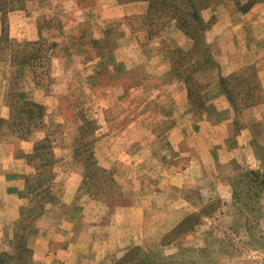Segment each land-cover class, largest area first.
I'll list each match as a JSON object with an SVG mask.
<instances>
[{
	"label": "rangeland",
	"instance_id": "374dc122",
	"mask_svg": "<svg viewBox=\"0 0 264 264\" xmlns=\"http://www.w3.org/2000/svg\"><path fill=\"white\" fill-rule=\"evenodd\" d=\"M68 1L3 0L6 9L3 19L0 14V36L5 34L12 46V59H0V73L6 85L4 104L9 114L3 121H10L12 127H0L3 131L0 148L14 146L25 168L19 181L21 193L14 206L18 209L15 221L10 222L14 213L3 208L9 206L8 202L0 200V215L5 214L4 218L0 216V264H47L46 259L55 251L54 255L58 256L55 264L59 260L65 263L68 259L65 250L71 241L85 245V227L69 240V226L83 223L82 212L87 204L91 207L94 202L110 205L115 202L118 187L113 175L118 173V168H108L105 150L112 139L111 133L128 128L135 110L148 96L144 91H129L135 81L132 71L128 75L118 71L143 64L148 73H155L151 68L156 66L152 61V43L159 41L162 53L172 47L179 48V31L174 24L163 25L154 18H146V6L143 16H125L105 24V28H111L104 43L107 49L103 59L97 57L90 41H99L95 40L99 34L94 23L99 17L98 1L79 2L80 7L93 6L94 13L87 15L78 32L63 26L69 20V13L78 19V11H68ZM113 1L126 7H121L124 14L139 12L142 7L136 3L145 4ZM207 1L199 15L209 25L204 41L214 62V44L206 42V33L214 25L217 30L227 26L236 7L232 0ZM243 11H237L243 18L235 19L243 26L240 35L246 47L241 59L235 62L240 68L225 85L234 99L235 108L230 107L236 117L255 109L263 100L256 68L247 64L255 58L246 61L242 57H248L246 53L250 50L259 55L264 51V0ZM18 25L25 27L19 29L23 40L10 36L12 28ZM28 31L34 36L26 41ZM142 38V53L138 56L134 42ZM229 45L230 38L226 35L221 46ZM177 58L178 63L185 61L183 55ZM102 64L110 67L98 76L97 69ZM209 67L215 79L216 70L213 65ZM212 82L211 78L208 86ZM159 93L160 102L169 106L173 90ZM31 105L42 108V118L39 119ZM150 111L157 114L159 107L153 106ZM153 122L158 123L154 127L156 131L165 128L164 121L156 120L151 124L139 120L135 127L151 130ZM20 142L30 143L26 157H20ZM237 169L236 175L224 179L230 194L227 200L209 203L200 215L188 218L162 241L163 244L176 241L172 256H165L156 245L138 246L117 254L109 264H264V168ZM41 185L43 193L38 195L37 187ZM79 264H85V259Z\"/></svg>",
	"mask_w": 264,
	"mask_h": 264
},
{
	"label": "crops",
	"instance_id": "0c3cea01",
	"mask_svg": "<svg viewBox=\"0 0 264 264\" xmlns=\"http://www.w3.org/2000/svg\"><path fill=\"white\" fill-rule=\"evenodd\" d=\"M81 1L67 2L69 12L78 11V19H74L67 11L69 20L67 24L63 23L65 29L78 32L80 25L86 22L87 15L94 13L93 6L80 7ZM97 1L99 17L94 23L98 26L99 35L95 40H101L103 33L111 32V28H105L110 20L123 19L125 16L140 17L147 8V3H136V6L142 7L139 12L134 10L124 14L121 7H126L116 5L113 0ZM235 18H243L236 9L230 15L227 26L217 30L214 25L206 33V42L214 44L212 55L217 69L212 84L200 92L201 108L189 103L183 71L172 65L173 51L187 53L192 48V41L179 30V48L172 47L162 53L159 51L161 43H152V61L156 66L152 65L151 68L156 77L153 76L155 73H148L143 64L118 71L137 74V81L130 85L129 91H144L148 95L135 110L128 128L111 133L112 139L105 150L108 168H118V173L113 175L118 196L112 205L100 201L94 202L91 207L88 204L84 207L83 223L80 222V226L70 224L67 236L69 240L75 238L73 236L80 233L83 226L85 245H80L76 240L71 241L65 250L67 262L59 260L57 264H79L82 259H85V264H109L117 254L147 245H156L165 256H172L177 247L176 241L167 244L162 241L188 218L200 215L209 203L227 200L230 194L224 179L236 175L238 167L250 170L264 168V51L259 55L250 50L246 53L248 57H242L246 61L255 58V61L247 64L255 66L262 90L263 100L258 107L236 117L219 82V79L233 76L240 68L235 66V62L241 59L242 50L246 47V41L240 35L243 26ZM23 28V25L12 28L14 31L10 36L23 40L20 39L24 38L20 36ZM28 32L26 41L34 36L33 32ZM226 35L230 38L229 49L221 46ZM143 43V38L134 42L138 56L142 53ZM100 57L104 58L103 55ZM143 61L147 62L144 58ZM109 67L108 64H102L97 72ZM4 79L3 73H0V119L7 120L9 114L4 104ZM149 79L160 86L157 87ZM166 89L174 92L169 106L167 102L161 103L159 97V92L162 90L163 93ZM153 90L155 94L151 93ZM153 106L159 107L158 113L154 115L150 111ZM139 120L145 124H151L154 120L164 121L165 128L156 131L154 127L158 123L153 122V129L138 130L135 124ZM235 123H238V130L235 129ZM20 143V157H26L30 143ZM18 152L11 145L0 148V200L7 201L9 206L3 208L14 213L10 222L17 219L18 209L15 210L14 206H17V196L21 193L19 181L25 168V162L18 158ZM0 216L4 218V212ZM55 252L46 259L47 264H55L58 258Z\"/></svg>",
	"mask_w": 264,
	"mask_h": 264
},
{
	"label": "trees",
	"instance_id": "16d2710c",
	"mask_svg": "<svg viewBox=\"0 0 264 264\" xmlns=\"http://www.w3.org/2000/svg\"><path fill=\"white\" fill-rule=\"evenodd\" d=\"M123 1L125 4L132 2H145L147 3V14L146 18H154L157 22H163L164 24H174L175 28L182 32L189 40L192 41V48L187 53L176 50L172 53V65L175 68L181 69L184 82L188 86V100L189 103L196 104L198 108H201L200 92L209 84V80L214 79L212 74V69L209 65H213L214 69H217L216 64L210 59L209 47L205 44L204 34L209 29V25L204 23L201 19L199 12L208 5L207 0H119ZM236 10L238 12H244L243 10L249 9L254 3L261 2L263 0H232ZM6 7L3 5V0H0V14L3 19V13ZM2 21V20H1ZM109 32L105 34V37L99 41H90V44L96 49L97 57L106 53L107 47L104 43L107 41ZM18 47V46H17ZM180 55H183L185 61L183 63H178L177 61ZM10 58L12 59V46L8 43L5 34L1 33L0 36V59ZM194 58V59H193ZM193 62V63H192ZM192 64V65H191ZM107 71V69L101 70L97 73L101 76L102 73ZM212 74V75H211ZM128 75V74H127ZM133 80H136L137 74L131 72ZM232 79V76L227 79H219L220 85L223 92L225 93L226 99L231 107L235 108L234 99L227 92L226 82ZM137 81V80H136ZM135 83V81H134ZM133 84V83H132ZM198 91V92H197ZM195 94V95H194ZM194 96V101H193ZM199 97V100H195ZM35 110L37 116L42 118V108L39 106L31 105ZM32 114L30 113L29 120H31ZM12 127L10 121H3L0 119V127ZM0 130V136L2 135ZM23 140V138H19ZM104 179L103 182H106ZM102 182V184H103ZM109 180L107 181L108 184ZM112 184V183H111ZM114 185V184H113ZM38 195L42 194V185L37 187ZM23 252L26 253L25 247H22Z\"/></svg>",
	"mask_w": 264,
	"mask_h": 264
}]
</instances>
